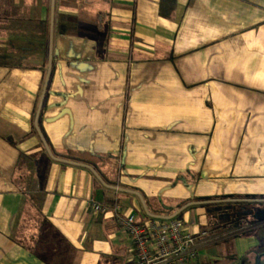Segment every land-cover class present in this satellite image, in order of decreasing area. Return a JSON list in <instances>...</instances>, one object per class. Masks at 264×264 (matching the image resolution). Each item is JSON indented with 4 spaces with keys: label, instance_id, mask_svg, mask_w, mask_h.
I'll use <instances>...</instances> for the list:
<instances>
[{
    "label": "crops",
    "instance_id": "0c3cea01",
    "mask_svg": "<svg viewBox=\"0 0 264 264\" xmlns=\"http://www.w3.org/2000/svg\"><path fill=\"white\" fill-rule=\"evenodd\" d=\"M226 194L264 195V0H0V264H134L112 204ZM177 215L190 264H264Z\"/></svg>",
    "mask_w": 264,
    "mask_h": 264
},
{
    "label": "built area",
    "instance_id": "2783aa9c",
    "mask_svg": "<svg viewBox=\"0 0 264 264\" xmlns=\"http://www.w3.org/2000/svg\"><path fill=\"white\" fill-rule=\"evenodd\" d=\"M89 202L95 212L108 209L93 198ZM111 209L131 241L134 264H190L196 259V239L205 232H198L183 219L150 217L140 220L134 214L123 212L119 204H112Z\"/></svg>",
    "mask_w": 264,
    "mask_h": 264
},
{
    "label": "trees",
    "instance_id": "16d2710c",
    "mask_svg": "<svg viewBox=\"0 0 264 264\" xmlns=\"http://www.w3.org/2000/svg\"><path fill=\"white\" fill-rule=\"evenodd\" d=\"M190 202L193 207L198 205L205 209V227L210 231L237 230L247 219H251V223L264 222V195L205 196L193 198L185 203ZM177 216L179 217V214Z\"/></svg>",
    "mask_w": 264,
    "mask_h": 264
},
{
    "label": "rangeland",
    "instance_id": "374dc122",
    "mask_svg": "<svg viewBox=\"0 0 264 264\" xmlns=\"http://www.w3.org/2000/svg\"><path fill=\"white\" fill-rule=\"evenodd\" d=\"M251 219H247L246 220V222H243L242 223V225H241V227H239V229H237V230H247V232L246 233H248L249 231L250 232H255V230H256V228L259 226V225H261V224H263L264 225V222H258V223H251ZM232 231V230H231ZM236 231V230H235ZM262 242H263V244L261 245V247H259L258 248V250L257 251H260V250H262L263 248H264V239H262Z\"/></svg>",
    "mask_w": 264,
    "mask_h": 264
},
{
    "label": "water",
    "instance_id": "95a60500",
    "mask_svg": "<svg viewBox=\"0 0 264 264\" xmlns=\"http://www.w3.org/2000/svg\"><path fill=\"white\" fill-rule=\"evenodd\" d=\"M47 79H48V74L46 76V81H47ZM192 204H193L192 202L184 204L183 206H181L178 210H176L174 213H172L169 216H155V215H151V216L152 217H158V218H172V217L176 216L177 213H179L181 210H183L186 206L192 205Z\"/></svg>",
    "mask_w": 264,
    "mask_h": 264
}]
</instances>
